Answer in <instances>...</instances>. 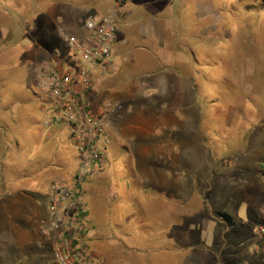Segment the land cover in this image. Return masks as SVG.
Segmentation results:
<instances>
[{"label":"rangeland","instance_id":"1","mask_svg":"<svg viewBox=\"0 0 264 264\" xmlns=\"http://www.w3.org/2000/svg\"><path fill=\"white\" fill-rule=\"evenodd\" d=\"M143 1H154L159 10L172 4L168 10L178 12L179 35L188 40L163 44L160 56L166 69L157 81L165 96L174 82L183 91L167 96L172 108L161 109L158 103L149 112L156 117L154 126L131 121L122 128L131 147L138 139L133 142L138 157L127 158L115 142L107 147V185L98 183L102 193L97 202L90 194L85 199L91 221L105 234L96 245L106 264H264V3L209 0L205 29L200 30L179 0ZM59 3H84L96 15L110 0ZM31 7L30 0H0V131L5 150L0 153V264H57L43 232L46 207L45 218L36 223L41 236L36 244L32 232L22 227L27 204L19 189H32L35 180L18 173L51 157L71 167L77 157L65 127L46 139L48 130L41 125L50 113L38 109L44 97L38 99L31 82L35 64L24 61L20 47L27 41H18L26 35ZM46 41L50 61L61 60L57 40ZM141 185L148 188L142 191ZM103 195H117V200L100 199ZM102 205L108 211L117 208L105 213Z\"/></svg>","mask_w":264,"mask_h":264},{"label":"crops","instance_id":"2","mask_svg":"<svg viewBox=\"0 0 264 264\" xmlns=\"http://www.w3.org/2000/svg\"><path fill=\"white\" fill-rule=\"evenodd\" d=\"M30 1L34 2V8L31 7V10L29 8L32 18H29V22L26 23V35L18 40L27 41L23 47H20L21 51H23L22 54H25L24 56L26 57L24 61L35 65L44 61L55 65L66 61L67 55L69 54V51H67L68 48L65 44L66 41L71 37L77 40L84 37L85 32L83 29V21L87 16L93 15L94 12L91 11L89 5H85L84 3H69L67 5L59 3V0H42L41 3H37L35 0ZM96 1L98 0H90V2L93 3ZM165 1L169 4L172 0ZM207 2H209V0H179L180 6H186L185 11L187 13L189 9V16H191L192 23L195 25L197 24V29L200 30L205 29L204 26H202V20L205 13L208 14L210 12V9L208 8L209 4H207ZM189 3L192 4V10L189 8ZM154 4V1L144 3L142 0L131 6L127 2V15L120 18L117 23L116 36L111 48L108 73L102 74L99 71L95 75L94 89L87 95V102L92 108L97 109L105 103H117L122 107V111L119 114L110 110L107 115V147L115 142L116 146L127 155V158L130 156L138 157L139 150L137 149V146H134L133 144L139 141L135 138L132 143L130 142L132 147L127 144V139L122 133V128L131 121V123L135 122V124H140L141 121H144L147 124L149 123L154 126L155 124L152 120L156 117H149V112H154L159 108L157 107L159 104L161 109L168 110L169 108H172L169 106V103H171V97L167 98V96H175L183 91V88H181L177 82H174V85L170 86V89H167L169 95L165 96V88H162V86L158 84L157 79L164 75V70L166 69L160 56L163 54V44L166 41H187L188 38L184 35L182 36L181 32L179 35V31L182 29L179 27L178 31V21L180 18L178 19L177 10H175L176 12H174L172 8L168 10L169 7H174V5L171 4L166 10H159L154 7ZM111 5L112 0H110L109 4L102 6L99 13L106 11ZM174 14H176V18ZM29 30H31V32L28 35L27 32ZM42 36L45 37V40H41ZM47 37L53 41L57 40L59 43V46L61 47L60 52L63 55L61 60L52 62L50 61L51 59L47 57L45 49L50 46V43L46 41ZM176 50L178 51V45ZM172 51L173 50H171V52ZM35 65L32 66L31 64L32 67ZM139 65H142L144 68L138 71L133 70L137 69ZM125 68L131 72L127 73L125 76H121V73ZM107 74L111 75L107 77ZM118 75L121 76L119 81L117 80L119 78ZM116 76H118L117 79H115ZM96 82L99 84L98 87H96ZM161 93L162 95L158 98V94ZM39 98L40 97L38 96V99ZM39 103L40 106L38 109L42 113H48L45 99L39 100ZM109 115H112V117H110L111 121L108 120ZM48 116L49 115L47 114V119ZM46 118L41 122V125L45 127V130H48L46 139H54L56 137V129L61 127V125H46ZM36 122L40 123L38 120ZM3 139L4 136L1 135L0 153L3 151L1 150ZM14 142L16 144V150H19L20 146L18 141L16 140ZM106 152L107 148L105 154ZM73 153L75 154V152ZM112 154L115 156L116 152H112ZM73 158V166L63 167L60 164V169H47L39 172L33 178L35 180V186L32 189H20L19 191V194L26 199L27 204L25 205V208L27 209L26 220L23 221V219H20V221H23L22 227H24L26 231L29 233L32 232V240L35 244L36 240L41 237L36 228L37 220L40 217L45 218V207L41 196L47 190L49 182L56 179H63L65 182L71 180L77 169V162L75 157ZM109 166L110 164L107 163L106 159L105 169L102 173L96 176L93 175L87 181L88 184H84L83 188H85V192L87 195L90 194L95 202H97L96 199L98 198V195H100V191L102 193V190L98 187L99 184L97 180L107 176ZM138 186L140 185L138 184ZM115 196L117 195H103L100 196V199L107 200L110 198V200H117V197L115 198ZM136 202L139 203V200L137 199ZM116 208V206L111 207L110 211H116ZM100 209L105 213L109 212L106 210V205H102ZM87 217V225L89 229L87 237L89 238V244H91L89 249L92 255L97 260L99 259L101 261L98 260L99 264H106L107 259L104 257L103 253L99 251L98 245H96L101 239H103L105 234L103 233L102 235L100 233L101 228H98V226L91 221V214L88 213ZM127 219H125V221H127ZM111 235L112 237L115 236L114 234ZM98 238H100V240H98ZM37 250L39 251L38 247Z\"/></svg>","mask_w":264,"mask_h":264},{"label":"built area","instance_id":"3","mask_svg":"<svg viewBox=\"0 0 264 264\" xmlns=\"http://www.w3.org/2000/svg\"><path fill=\"white\" fill-rule=\"evenodd\" d=\"M127 2L112 0L106 11L87 16L83 21L84 37H71L65 43L69 51L66 61L57 65L44 61L33 67V88L44 97L50 113L45 124L65 125L79 160L69 184L55 180L47 187L43 232L52 242L57 264H97L82 241L85 209L81 187L89 175L105 164L107 115L110 110L121 112L122 107L105 103L92 108L87 95L94 86L95 75L109 69L117 23L127 15Z\"/></svg>","mask_w":264,"mask_h":264},{"label":"trees","instance_id":"4","mask_svg":"<svg viewBox=\"0 0 264 264\" xmlns=\"http://www.w3.org/2000/svg\"><path fill=\"white\" fill-rule=\"evenodd\" d=\"M261 2H263L264 3V1L263 0H260ZM35 94H37L36 92H35ZM37 96H39L38 94H37ZM40 97V96H39ZM52 125V124H51ZM56 125H61V127H65V125L64 124H56ZM66 128V127H65ZM2 153H5V150H3L2 151ZM55 157H51V158H44L42 161H40V162H37L36 164H35V166H33V167H30V169L29 170H20V172L18 173L19 175L18 176H21V177H24V178H29V180H34L33 178H34V176L37 174V173H39V172H42V171H44V170H47V169H60L61 168V165L58 163V162H56L55 161V159H54ZM75 160H76V162H77V164H76V167H78V164H79V160H78V158L77 157H75ZM105 165H106V158H105V164L103 165V167L102 168H100V169H98L97 171H101L104 167H105ZM94 174H91V175H89L87 178H86V180L84 181V183H83V185H82V187H81V192H82V195H83V207H84V209H85V214L83 215V218H84V220H83V229H82V236H83V239H82V241H83V243L84 244H86L87 245V247L89 248V245H88V242H89V238L87 237V232L89 231V229H88V210H87V208H86V205H85V196L87 195V193L85 192V188H83L84 187V184L85 183H87V181L93 176ZM57 180V179H56ZM58 180H60V179H58ZM53 181H55V180H53ZM53 181H51V182H49L48 183V185L50 184V183H52ZM107 181V177L105 176V177H103V178H101V179H98L97 180V182L99 183V184H102L101 186H106L107 184L105 183ZM5 183H3L2 185H4ZM88 184V183H87ZM2 185H1V188L2 189H5L4 187H2ZM140 185V184H139ZM142 187L140 188L142 191L144 190V189H147L146 187H144L143 185H141ZM146 186V185H145ZM48 187V186H47ZM6 189H11V187H8V188H6ZM19 189V188H18ZM20 190V189H19ZM46 192H47V190L43 193V195L41 196L42 197V200H43V204H44V207H46V203H45V197H46ZM7 195V194H6ZM101 208V207H100ZM107 210V209H106ZM110 211V210H109ZM131 216V215H130ZM148 228V227H147ZM123 233H125V232H123ZM123 233H122V235H119L120 237H122L123 236ZM111 235V234H110ZM109 235V236H110ZM112 236V235H111ZM168 238H170L169 236H167ZM166 237V238H167ZM113 238H115V239H117L118 240V242H120V244L123 246V248L124 249H129V247H128V245L127 244H125L118 236H114ZM172 238V237H171ZM98 240H100V238H98ZM90 250V249H89ZM97 260V259H96ZM97 264H98V261H97Z\"/></svg>","mask_w":264,"mask_h":264},{"label":"bare ground","instance_id":"5","mask_svg":"<svg viewBox=\"0 0 264 264\" xmlns=\"http://www.w3.org/2000/svg\"><path fill=\"white\" fill-rule=\"evenodd\" d=\"M90 251V250H89ZM91 252V251H90ZM92 254V253H91Z\"/></svg>","mask_w":264,"mask_h":264}]
</instances>
